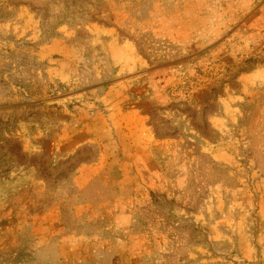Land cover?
<instances>
[{"label":"rangeland","instance_id":"374dc122","mask_svg":"<svg viewBox=\"0 0 264 264\" xmlns=\"http://www.w3.org/2000/svg\"><path fill=\"white\" fill-rule=\"evenodd\" d=\"M64 196L127 264H264V0H0V241Z\"/></svg>","mask_w":264,"mask_h":264},{"label":"crops","instance_id":"0c3cea01","mask_svg":"<svg viewBox=\"0 0 264 264\" xmlns=\"http://www.w3.org/2000/svg\"><path fill=\"white\" fill-rule=\"evenodd\" d=\"M94 165L88 164L74 172L71 184L75 185L78 195L90 185V179L95 178ZM82 178H87L84 186L80 185ZM21 190H25L24 187L18 192ZM59 191L60 188L48 192L47 185L41 188V193L51 195ZM12 194L15 196L17 193L15 191ZM74 198L64 196L55 199V202H41L38 205L39 218L36 219L39 227L33 223L34 227L29 225L24 230L30 236L27 242L13 239L11 244L7 243L11 233L23 231L25 224L20 223L16 230L8 227L1 240L2 244H7L4 247L0 245V264H127L131 261L135 256L133 246L143 241L141 233L131 230L132 221L128 223L132 208L120 204L121 212L118 213L114 202L110 208L104 209L89 200L79 201ZM6 206L2 209L7 212L2 210L0 215L8 214L10 224V211L15 207L12 201ZM105 211L112 212L111 219H106ZM32 216L27 215L25 220ZM131 251L133 254H129Z\"/></svg>","mask_w":264,"mask_h":264}]
</instances>
